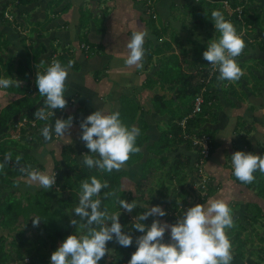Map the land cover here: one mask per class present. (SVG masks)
Segmentation results:
<instances>
[{"label":"crops","instance_id":"obj_1","mask_svg":"<svg viewBox=\"0 0 264 264\" xmlns=\"http://www.w3.org/2000/svg\"><path fill=\"white\" fill-rule=\"evenodd\" d=\"M53 1L31 0V3L22 6L15 0H0V38L8 42L5 50L2 49L1 55L5 62L8 60L13 62V78L22 82L19 86L27 84L24 77L18 78L20 75L17 71L21 67L30 74L32 85L36 73L43 70L45 64L51 63L63 52L69 54V60L65 64L69 71L65 92L68 103L64 109H59V112L50 118H53L54 123L57 117L72 115L73 123L66 133V135L70 134L71 139L67 136L53 135L51 140L46 141L39 133L36 142L29 144L27 149L15 151L32 157L36 161L33 168L41 166L43 169H38L49 174L52 170L58 172L57 179L62 183L64 177L68 175L73 177L64 164L62 153L66 150L65 145L72 146L74 142L79 144V140L81 142L80 122L96 108L120 110L124 105L120 101L124 100L131 102L127 105H133L130 107L137 110V121L141 116L147 125L148 141L140 149V152L145 154L144 160L150 157L159 158L149 154L150 151L147 149L154 146L160 139L162 131L167 129L169 115H159L153 107L152 100L157 93L174 99L175 93H171L165 87L163 90L157 83H150L151 80H157L155 74L162 67L160 59L164 60L170 55L177 56L183 73L195 71L199 64L197 58L199 52L206 49L208 40L219 35L214 25L210 26L204 18L201 20L192 18L193 11L195 14L200 13L202 6L200 8L199 3L189 0H56L54 4ZM186 3L189 5L186 6ZM2 8H5L4 18L1 17ZM219 9L223 13L225 10L233 13L224 5ZM87 10L91 13L92 19L88 29L82 30L81 11L84 13ZM152 17L155 19L152 20ZM246 17L250 23L241 26L247 29L245 38L248 39H246V47L236 57L243 74L238 81L217 80L213 86L214 106L211 111L215 119L212 118L208 124L214 130L213 150L208 160L205 159V170L212 180L211 187L214 194L210 191L203 204L207 205L209 198H220L227 202L226 194L229 193L230 198L229 196L227 198L232 202H238L236 208L240 204L241 213H245V205L256 204L264 214V200L258 197L255 188L247 189L239 184L232 170L231 155L237 150L264 155V0H254L249 6ZM37 22L41 23L40 26L32 29V25ZM238 22L234 25L240 33L241 27ZM43 23L45 24L42 25ZM138 27L148 30L144 44L143 67L139 69L124 63L128 51L124 45ZM155 29H158L162 36H156ZM83 31L91 46L87 50L80 48L82 44L79 38ZM164 41L169 43L171 48L164 53L154 52ZM43 47L46 52H40L37 59L30 55L32 49L40 51ZM182 48L187 51V56L180 54ZM183 57L184 61H181ZM196 61H198L197 65H195ZM169 62L173 64L171 59ZM191 62L193 64H190ZM0 92L3 93L0 97V105L3 106L10 101L12 94L8 89ZM43 100L44 97L38 101V108L43 106ZM79 131L80 134H77ZM81 147L82 154L86 153L85 141ZM179 153L190 156L192 159L190 166L193 164L195 155L188 152L184 145L179 147ZM76 155L75 159L80 161L82 155L78 157V152ZM163 156L168 158L167 165L173 160L168 165L171 166L175 154L170 152ZM55 161L61 163L59 171L55 169ZM10 165L19 167L14 162ZM136 165L138 166V163ZM142 170L143 168L139 166L135 168L125 162L121 169L112 171L126 173L121 180V184L125 185L128 180L131 181L136 176L141 178ZM189 172L191 169L188 168ZM16 180L17 183L13 187L0 182V201L11 193L16 192L15 197L21 196L24 199L28 193L35 194L39 190H44L50 209L57 208L60 197L56 193L55 184L50 189H46L37 181L29 180L28 177ZM203 188L207 186L203 185ZM133 192L136 194L135 189ZM158 201L160 203V198L156 202ZM163 202L168 207L171 199ZM170 209L166 210L168 215ZM232 210L235 213V209ZM235 214L233 219L236 218ZM164 218L167 216L165 215ZM165 221L168 222L167 219ZM39 236L42 237L41 234L37 235L38 238ZM231 264H247V262L232 261Z\"/></svg>","mask_w":264,"mask_h":264},{"label":"trees","instance_id":"obj_2","mask_svg":"<svg viewBox=\"0 0 264 264\" xmlns=\"http://www.w3.org/2000/svg\"><path fill=\"white\" fill-rule=\"evenodd\" d=\"M18 4L25 6L31 3V0H15ZM56 0L53 1V4L56 3ZM193 3H199L198 6L202 11L200 13L195 14L193 11L192 18L193 19H205L209 22V25H213L211 12L213 9H219L223 6V1H228L230 7L235 9L237 7L241 8L240 17H238V12H233L232 14L228 13L226 10L224 11L226 19L233 21V23H239V26L246 25L250 23L246 14L249 12V6L252 4L254 0H199V2H195L194 0H189ZM189 5L186 3V6ZM203 7L205 9H203ZM199 8V9H200ZM5 8L1 10V17L4 18ZM199 16V17H197ZM92 15L87 11H81L80 16V28L82 30H87L88 25ZM240 18V19H239ZM242 18V19H241ZM155 17H152V20ZM197 21V20H196ZM198 23V22H197ZM41 23L37 22L35 25H32V29L38 28ZM43 23L42 25H44ZM237 24V23H236ZM41 25V26H42ZM43 28V27H42ZM238 30H240L238 28ZM154 33L156 36H162V33L155 29ZM162 39V37H158ZM80 44L84 46H89L91 48L90 43L88 42L85 31L82 32L79 38ZM89 44V45H88ZM8 42L4 40V38H0V76H11L13 77V62L4 61V57L1 55L2 49L5 50ZM26 45V44H25ZM171 47L169 43L162 42L160 47L156 49L154 52L164 53L169 50ZM33 52L32 57L37 59L40 52H46V49L43 47L40 51L37 49H32ZM59 54L57 57L64 64L69 60V54ZM180 54L183 56H187L188 53L185 49H180ZM51 57H49L50 59ZM56 58V59H57ZM170 59L173 61V64H170ZM161 61V68L155 74L157 76V80H151L150 84L157 83L162 89L165 87L171 93H175V100L173 98H166L164 94H155L153 96V107L155 111L159 115H169V121L167 129L162 131L160 139L154 144V146L148 147V150L155 156H159V158H155L160 162V166H154L153 161L149 160L146 163V167L142 170V179L148 178V176L152 173V171L160 170L163 168V173L160 172V176H158V180L164 179L163 183H157V189H150L149 194L145 195L144 191L140 188L136 189V195L128 190H121V180L124 173H116L114 171L106 172L103 170H99L97 168H88L86 165L82 163L81 158L80 161L75 159V157L71 156L72 149L69 148L67 151H63V159L64 164L67 166V169L73 174V177L70 175L64 177V182H60L57 179L58 172L56 173V182L55 186L57 188V195L60 199L57 201V208L54 210L50 209L49 201L45 198L44 190H39L35 194H27L24 199L21 196L19 198L15 197V193L9 194L4 200L0 201V264H17L16 262L21 261L24 264H51L50 256L51 253L58 247L59 242L62 241L67 235L76 231L79 233L81 231L80 224L78 223L76 228H73L70 221L73 218H77L76 214L73 212L74 208L77 206L79 202V192L81 181L85 178H89L93 175L97 176L99 179L108 181V188L102 189L101 192L105 191H115L121 198H126L129 201L132 199H137V207L130 212L132 219L129 218L128 215H125L124 211L121 210L118 201L112 197L107 196L104 197L101 194L102 199V207H106L110 213L121 211V215L119 217L120 223L124 226V231L129 232V234L133 235V244L128 247H124L116 243L114 240L108 242V247L110 248L109 253H106L105 258L100 261V264H127V261L130 259L131 254L136 250L135 238L141 233L133 228V225L138 222L139 213L145 211L143 205L149 203V207L154 204L156 193L161 196L160 205H164L163 201H166L167 194L163 191V189L170 188L173 183L176 182L178 189L173 188V196L171 198V206L173 209H170L171 212H176L178 207L176 191L179 189L183 190L182 184L185 181V177L183 173L185 172V168H189L191 164L190 156H183V154L179 153V147L184 145L186 150L191 154L195 155L194 162L197 163L200 160V146H193L192 140L188 136H196L201 137L202 135H208L211 137V150H213V134L214 130L209 127V123L212 118L215 119L213 111V89L214 82L217 80L218 72L214 71L212 75H210L211 66L210 62L205 58L199 60V64L197 68H195L194 72L183 73L181 69V64L177 56L170 55L166 59ZM181 61H184L181 59ZM45 64V63H44ZM48 64H45L43 70L46 69ZM192 66V65H191ZM19 79L24 77L23 79L27 82V84L21 85L19 87L10 86L8 88L9 93H11V99L5 105H0V160L4 159L6 153H11L12 159L6 161L3 169H0V182L7 184L9 187H13L18 178H26L27 173L22 169L25 167L33 168L36 161L27 154L18 153L17 150H25L27 146L30 144L29 142L35 139L36 133H40V129L45 125L47 121L35 118L34 113L38 108V101H40L43 96L38 91V86L36 84V76L33 79V84L30 82V74L26 72V70L21 67L18 71ZM165 90V89H163ZM4 91V90H3ZM3 93L0 92V97ZM197 96H200L203 99L202 111L199 114H192V110L194 107V101ZM133 106V105H130ZM127 104L122 105L119 110L121 113L122 120L128 125H137L141 129V134L137 137L136 143L141 147L148 141V137L146 135L147 125L145 121L138 118L137 121V110L133 107H130ZM55 113L59 112V109L54 110ZM69 115H65L64 118H67ZM187 118L185 128H182L179 124L181 120ZM25 120V124L29 121H35L36 126L31 128L28 124L27 127L17 129L15 126L18 123H21ZM53 118H49V122H51ZM153 148V149H152ZM152 149V150H151ZM85 151L89 152V149L85 147ZM173 152L175 154L174 162L171 166L166 168L167 166V157L163 156V154H167ZM20 156L21 159L19 162L16 161V157ZM142 153L140 151L131 153L129 159L126 161L128 166L133 165L136 162L141 160ZM17 163L19 167L11 166L10 163ZM163 166V167H161ZM192 167V165H191ZM190 167V168H191ZM38 168H42L41 166H37ZM189 168V169H190ZM43 169V168H42ZM55 169L59 171L61 169V163L59 161H55ZM165 169V170H164ZM255 180L251 183H245L240 181L238 178L239 184L244 185L247 189L255 188L258 194V197L264 200V172H260L257 170L255 173ZM167 178V179H166ZM168 182L170 185L167 187L164 186ZM147 196V198L145 197ZM146 198V199H144ZM206 201V196L202 197L197 203H204ZM237 206V205H236ZM166 210L170 208L169 206H165ZM234 209L233 207H231ZM234 211V210H233ZM245 215L242 217H236L233 223V226L227 230H229V235L234 236L233 243H231L232 248V261H241L245 263L248 255L251 256L255 254L254 252H249L248 255L245 254V246L247 242H252L250 235H245L248 232V227L254 228V225L262 221L264 219V214L261 211V208L256 204H247L245 205ZM247 213L249 215H247ZM35 216H39L42 220L39 226H33L32 218ZM165 217V216H164ZM156 217H148L144 223L150 225L151 220ZM178 216L172 215L170 218H165L164 220H168L169 224H174L177 222ZM110 223V221H108ZM264 227V226H261ZM29 228H34L36 232L45 234V237L36 236L37 242L41 243L39 245H35L30 243L27 239V231ZM256 229V228H254ZM257 230V229H256ZM258 231V230H257ZM255 236H257L256 231H253ZM244 235V237H242ZM168 234H164V239L167 241ZM249 236V237H248ZM260 243H264V236L259 239ZM260 252V253H259ZM111 253V254H110ZM258 262L264 261V248L262 247L259 251ZM256 253V254H257ZM11 260V261H10ZM26 262V263H25ZM259 264V263H256Z\"/></svg>","mask_w":264,"mask_h":264},{"label":"clouds","instance_id":"obj_3","mask_svg":"<svg viewBox=\"0 0 264 264\" xmlns=\"http://www.w3.org/2000/svg\"><path fill=\"white\" fill-rule=\"evenodd\" d=\"M211 16L219 35L207 41L202 55L210 62L211 70L218 72L217 80L238 81L243 70L236 57L246 47V42L234 23L226 19L222 10L213 9ZM147 36L148 30L138 27L128 38L124 45L128 50L124 61L127 66L137 69L143 67ZM68 75V66L59 59L52 60L44 71L37 73L36 84L44 100L43 106L35 111V118L49 121L55 115L54 110L65 108L68 103L65 95ZM21 83L9 75L0 76V90L10 86L19 87ZM73 119L72 115L67 118L57 117L54 123L52 120L46 123L40 133L46 141L51 140L53 135L71 139L70 134L66 133L71 128ZM80 128V138L89 149V152L82 154V163L90 169L97 168L106 172L119 170L131 153L140 151L136 143L141 134L140 127L126 124L119 110L96 108L80 122ZM11 159V153H6L4 159L0 160V169ZM20 159V156L16 157L17 162ZM231 159L233 173L242 182L254 181L257 170L264 172V155L237 150L231 155ZM22 170L27 173L29 180L37 181L43 188L50 189L56 182L54 170L51 174L30 167ZM107 188L108 181H102L95 175L81 181L79 202L73 210L78 219L70 221L73 225L79 223L81 231H74L59 242L51 253V264H100L106 253H109V241L114 240L124 247L133 244V235L124 231V226L120 223L121 211L110 213L106 207H102L100 197L101 194L104 197H114L121 210L128 212L137 207L138 201L121 198L114 190L101 192ZM143 207L145 211L139 213L138 222L133 225L141 235L135 238L137 247L127 264H231L232 245L227 229L234 223L233 210L224 199L209 198L207 205L197 203L190 206L174 224L158 218L167 215L166 209L161 205L153 204L149 207L148 203ZM150 216L157 218L148 225L143 221ZM41 220L39 216L33 217V226H39ZM169 230L170 240L165 241L164 234Z\"/></svg>","mask_w":264,"mask_h":264},{"label":"rangeland","instance_id":"obj_4","mask_svg":"<svg viewBox=\"0 0 264 264\" xmlns=\"http://www.w3.org/2000/svg\"><path fill=\"white\" fill-rule=\"evenodd\" d=\"M153 13V12H152ZM12 18V17H11ZM10 18V19H11ZM23 27V26H22ZM21 31L23 30V28L22 29H20ZM246 28L244 29V27H242L241 26V31H240V33L239 34H241V35H244L243 37H244V40H245V42H246V39H248L247 37L245 38V36H246ZM249 32V31H248ZM203 41V40H202ZM47 44H48V40H47V42H46ZM204 44V43H203ZM190 46V45H189ZM81 48V47H80ZM202 53L203 52H199V57H197L199 60L201 59V58H203V55H202ZM50 57V56H49ZM193 59L190 57V61H192ZM190 64H193V62H191ZM198 64V61H196V63H195V65H197ZM194 65V66H195ZM191 70H193V69H191ZM214 70H211L210 71V74H211V72H213ZM217 81V80H216ZM214 84H215V82H214ZM120 103L121 104H131V102H124V100H121L120 101ZM120 104V105H121ZM77 134H80V131L79 132H77ZM39 136V134L38 133H36V135H35V139L33 140V141H31V142H29L30 144H33L34 142H36V140H37V137ZM81 139V138H80ZM83 140L81 139V142H80V140H79V144H76L75 142L73 143V145L72 146H67V145H65L64 146V148H67V151H68V149L69 148H71L72 147V153H71V156L72 157H77V155H76V152H78V157L79 156H81L82 155V150H83V148L81 147L82 146V144H83ZM153 149V148H152ZM151 149V150H152ZM148 150V149H147ZM149 154H151V155H153L154 153H152V151L149 153ZM211 155V154H210ZM144 157H145V154H142V157H141V160L139 161V162H137L138 163V166L139 167H141V168H145L146 167V163L149 161V160H152L153 162V165L154 166H160V162L157 160V159H155L154 157H150V158H148V159H146V160H144ZM206 160H208V159H206ZM171 161V160H170ZM170 161H169V163H168V165L170 164ZM173 161V160H172ZM172 161H171V163H172ZM48 163V162H47ZM137 163H134L133 165H132V167L134 166L135 168H137L138 166L136 165ZM205 163H206V161L205 162H203V163H201L199 160H198V162L197 163H195V162H193V164H192V167L190 168L191 169V172H189L188 173V168H185V172L183 173V176L185 177V181H184V183L182 184V186H183V190H181V189H179L178 191H176V196H177V202H178V207H177V209H176V212L174 211V212H170L169 210V215H168V213H167V217L168 216H170V215H174V216H178V217H180V214L181 213H183V211H186V209L188 208V207H190V206H193V205H195V204H197V202L202 198V196H206V195H210V191H211V193L212 194H214V190L212 189V187H211V179H210V175L206 172V170H205ZM168 165L166 166V168H168ZM161 167H163V166H161ZM163 168H160V170L158 171V170H154V171H152V173L148 176V178H146V179H142V178H140V177H138V178H136V177H134L133 178V180H131V181H127V184H125V185H122L121 184V190H133L134 191V189L136 190V189H138V188H140V189H142L143 191H144V194L145 195H148L150 192H149V190L150 189H157V187H158V185H157V183H163L164 182V179L165 178H162L161 180H158L157 178H158V176H160V172H162L163 173ZM165 170V169H164ZM167 179V178H166ZM171 183H173V185L170 187V188H166V189H163V191L165 192V194H167V198L169 199H171L172 198V196H173V188L174 189H178V187H177V183L176 182H171ZM166 185V186H165ZM168 185H170L168 182H166V184L164 183V186L165 187H167ZM203 185L204 186H207V188H203ZM133 191H131V192H133ZM134 193V192H133ZM135 194V193H134ZM136 195V194H135ZM227 196H229V198H230V195H229V193L228 194H226V200H227V202L230 204V206L232 207H234V209H235V213H234V211H233V215L235 214L236 215V217L238 216V217H242V215H245L246 213H241V211H239V207H240V204H239V206L236 208L235 207V205H237V203L238 202H236V201H234V202H236V203H234V202H232V201H230L228 198H227ZM146 198H147V196H145ZM208 197V196H207ZM146 198H144V199H146ZM160 198V200H161V196L158 194V193H156V196H155V201H154V204H159L160 205V203H159V201L158 202H156L158 199ZM232 202V203H231ZM240 202V201H239ZM243 205V204H242ZM162 206V205H161ZM164 206V207H163ZM162 207L163 208H165V206H166V204L165 205H163ZM171 209H173L172 208V206H171V202H170V206H169ZM124 213H125V215H128L129 216V218H131L132 219V216H131V214H130V212H128V211H124ZM182 215V214H181ZM247 215H249L248 213H247ZM157 218V217H156ZM161 221H165L164 219V217H158ZM178 219V218H177ZM152 221V220H151ZM263 222H264V219H262V221H260L259 223H257V224H255L254 225V228H256V229H254L253 227L252 228H250V227H248V232L247 233H245V235H250V238L252 239V242H247V244H246V246H245V254L246 255H248V251L249 252H254L255 254H252L251 256H249L248 255V257H247V259H246V262H247V264H256V263H259V264H264V261L263 262H258L259 260V258H258V256H260V255H258L259 253H257V251H259L262 247L264 248V243H260L259 241V239L261 238V237H263L264 236V227H261V226H264V224H263ZM78 225V224H77ZM77 225H73L72 224V226H73V228H76L77 227ZM256 231V233H257V236H255V234H254V232L253 231ZM165 233H167L168 234V236H167V241L168 240H170V230L169 231H166ZM41 233H37L36 234V230L34 229V228H29L28 229V231H27V239L30 241V243H31V245L32 244H35V245H39V244H41V243H39V242H37L36 241V236L37 235H40ZM227 234H228V236H229V239H230V241H231V243H233V240H234V236L233 235H229V231L227 232ZM42 235V237H44V235L43 234H41ZM242 237H244V235H242ZM249 237V236H248ZM257 253V254H256ZM111 254V253H110ZM261 257V256H260ZM17 264H22L21 263V261H18V262H16ZM26 263V262H25Z\"/></svg>","mask_w":264,"mask_h":264},{"label":"built area","instance_id":"obj_5","mask_svg":"<svg viewBox=\"0 0 264 264\" xmlns=\"http://www.w3.org/2000/svg\"><path fill=\"white\" fill-rule=\"evenodd\" d=\"M194 1H199V0H194ZM223 5L229 11L238 12V17H240V13H241L240 7L232 9L230 7V4L228 1H224ZM230 14H232V13H230ZM81 47L87 49V46L82 45ZM212 73L213 72H211L210 75H212ZM202 105H203V99L200 96H197L195 98L194 107H193L192 114L190 115V117L193 116L194 114H199L202 111ZM186 120H187V118H184L183 120L180 121L179 124L181 125L182 128H185ZM28 124L30 125L31 128H34L36 126L35 121H29L28 123L25 124V120H24L23 122L16 124L15 127L17 129H19L21 127L24 128V127H27ZM188 137L192 140L193 146H200L201 147V151H200L201 157H200L199 161L201 163H203L205 161V159H207L211 154V152H210V150H211V145H210L211 137L208 135H202L201 137H196V136H188Z\"/></svg>","mask_w":264,"mask_h":264}]
</instances>
